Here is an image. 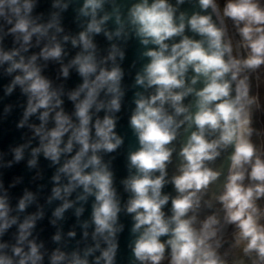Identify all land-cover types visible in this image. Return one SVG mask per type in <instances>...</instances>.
<instances>
[{"label": "clouds", "instance_id": "clouds-1", "mask_svg": "<svg viewBox=\"0 0 264 264\" xmlns=\"http://www.w3.org/2000/svg\"><path fill=\"white\" fill-rule=\"evenodd\" d=\"M5 0H0L2 8ZM12 13L17 17V21L10 29L13 33L23 34V41L27 44L33 34H45L47 27L42 25L32 26L28 19L33 4L31 0H8ZM104 0H85L81 14L91 16V21L87 25L85 32L79 35V43L83 45L86 55H78L72 62L78 65L79 73L85 77L84 83L79 91L72 94V99H76L81 92H86L85 98L77 104V113L80 124L75 127L72 136L66 146L61 149L62 136L74 126L69 117L62 112L56 114L55 120L57 127L41 136L42 146L35 149L33 155L43 151L44 155L53 162H58L61 152H71L73 141L81 145L79 152L60 169L61 172L70 177L71 183L63 191L70 193L77 185H82L86 192L91 193L96 190V200L98 206L95 209L94 221L96 224V233L103 235L105 232L109 236L114 235L113 224L119 211L114 201V191L111 188V173L106 166L102 165L101 158L96 154L100 150L107 152L113 151L122 143L121 139L113 131L115 124L111 117H105L101 122L96 121L95 129L96 142H90L89 122L91 116L90 109L96 103L99 91L107 88L110 93L116 95L108 105L109 110L118 111L120 108L119 97L122 95L119 88V82L122 72L119 67H114L111 71L101 70L94 80L88 77L97 71L93 52L95 45L89 38L90 33L101 32L102 24L108 19L105 15L97 20V12L102 9ZM202 8L212 7L216 11L215 0H200ZM23 11V15H22ZM2 14V13H0ZM224 15L230 17L238 24L245 22V26L240 29L242 36L249 41L252 55L243 60H236L231 57V44L225 43V35L221 28H218L210 16L193 15L188 23L191 29L202 36L207 37L208 47L205 48L201 41H193L185 37L181 43L175 44L171 48V54L165 55L168 45L165 42L170 37L183 33L185 24L183 14L181 22L177 25L174 22V12L166 0H156L151 6H148L147 0L144 3L135 5L130 11V20L136 26L137 35L142 38V43L148 44L150 41L159 45V50H151L145 53L151 57L152 61L145 69V75L137 78V83L150 87L157 85V94L150 99L137 101V111L131 119L132 127L139 134V141L142 145L140 151L131 155V164L139 172L143 173L141 177L130 181L131 191L135 193L128 208L129 212H136V229L142 225H147L141 238L137 241L134 252L140 260H151L153 264H158L165 251V245L160 242L161 235L172 233V238L168 241L172 249L173 264H222L216 251L209 241L216 236L219 221L215 216H209L202 227L197 230L193 227L195 216L185 218L190 211H195L200 205V195L206 190L209 184L217 179L219 173L205 167V161L214 160L220 153L219 149L227 148L230 145L235 146V151L231 157L232 174L228 177L226 191L219 197L227 210L226 220L228 223L235 224L239 229L237 243L246 241L243 248L245 254L256 253L259 260L264 262V226L258 224L257 209L254 204V198L264 195V162L258 158L252 165L250 177L259 183L256 186L245 188L242 185L244 173L239 169L252 161L255 155V149L249 142L248 136L251 135L249 127L250 119L247 106L253 103L249 98V89L244 79L238 80L242 69H255L264 64V34L252 39L253 24H264V10L260 9L253 0H235L229 2ZM119 23V17H117ZM11 23V21H9ZM59 30V29H58ZM256 31H261L256 29ZM118 30L116 35H119ZM67 40V37H65ZM111 39V35H109ZM72 43L77 44L73 39ZM62 49L59 44L52 48H45L42 55L45 59L61 57ZM226 54L228 59H225ZM18 55V51L0 54V61H12L8 72L11 73L17 69L22 70L23 75H17L13 81V86L19 84L23 90L30 94L29 107L25 113L27 117L35 113L38 109H49L52 105L53 97L56 93L50 91L49 82L40 75V69L35 66L36 56H33L27 63L21 57L19 61L13 58ZM121 56L123 54L121 53ZM112 58H115L113 54ZM189 66L194 68L197 76L192 79V84L197 82L201 76L205 79V87L196 92V105L198 111L193 116L188 108L182 106L181 101L184 96L193 91L191 87L183 91L176 92L174 89H183L185 85L184 74ZM68 72L65 68L64 75ZM230 74V79L228 78ZM233 96L232 82L237 81ZM9 92L12 91L10 87ZM33 101H35L33 103ZM159 101V106H156ZM165 102H170L175 109L176 115L188 113L184 120L177 123L172 115H167L163 109ZM60 101L57 99L55 105ZM97 110L104 107L103 102L96 105ZM49 112L46 110L41 115V120L47 121ZM185 121L189 126L195 124L197 131L192 132L187 145L183 148L180 155L185 163L182 165V174L175 178L174 183L177 191L181 194L173 200V213L171 222L175 227L170 228V223L166 221L161 212V206L165 204L168 197H160V190L163 184V175L152 179L150 173L154 170H160L163 173L166 162L169 161L171 150L166 147L177 135V129ZM23 126V121L21 122ZM219 132L216 139L209 140L206 133ZM41 128H36V133L40 134ZM43 141H47L43 143ZM114 141V142H113ZM91 151L92 155L88 156ZM22 149H16L15 158H22ZM87 157V159H86ZM36 163L35 159L29 161L30 165ZM92 168L90 173L85 169ZM55 179H59L57 176ZM54 196H61V189L55 188ZM31 194L25 196L19 203V208L23 210L26 201L31 199ZM70 207V203H64L62 207L55 212L57 217L61 216L65 209ZM143 209V211H137ZM8 209L4 200L0 199V219L4 223L0 224V233L9 227L11 222L6 219ZM34 220L28 219L20 225L19 243H23L33 227ZM74 235V233H70ZM57 235L55 239L59 240ZM108 240V236L104 237ZM218 246V245H217ZM5 247L0 245V248ZM99 247V245H97ZM89 252L92 249L88 250ZM13 255L20 257L18 264H38L42 259L39 247L35 242H30L27 253L22 247H14ZM115 256V245L109 241V247L103 251L102 257L106 264H112ZM53 264L56 261L64 259V254H54ZM0 264H13L11 258L0 256ZM73 264H88L86 259H80L78 256Z\"/></svg>", "mask_w": 264, "mask_h": 264}, {"label": "water", "instance_id": "water-1", "mask_svg": "<svg viewBox=\"0 0 264 264\" xmlns=\"http://www.w3.org/2000/svg\"><path fill=\"white\" fill-rule=\"evenodd\" d=\"M20 2L22 4L23 0ZM31 2L33 8L28 14V19L32 26L47 27L52 24V27L48 28L45 34H33L31 40L25 44L23 34L10 31L16 23L17 17L12 13L8 0H5L0 8V13H2L0 14V54L18 51V55L13 59L19 61L23 57L25 63L36 56L35 66L40 69V75L49 82L50 91L56 93L52 105H55L57 99L60 103L54 107L50 105L49 109L40 108L25 120L30 94L26 93L23 86L19 84L13 86L15 77L23 75V72L17 69L9 73L8 68L12 61H0V199L4 200L8 209L6 219L10 222L15 220V223H10L9 227L0 233V245L5 246L0 248V256L11 258L13 264H18L20 257L13 255V248L22 247L23 251L27 253L30 242H35L42 256L38 264H53V255L59 253L64 254V259L56 261V264H73L77 256L80 259H86L88 264H106L105 259L97 260V258L102 257V253L109 247L110 241L115 245L112 264H149L152 262L150 259L142 261L136 257L134 252L137 241L148 226L142 225L136 229L137 220L135 217L137 213L128 211L131 201L135 199V193L130 188V181L143 175L131 164L130 160L131 155L142 148L139 134L132 127L131 119L136 114L137 101L141 98L150 99L157 94L159 87L157 85L148 87L146 86L147 81L144 85L137 83V78L145 75V69L152 61V58L146 56L145 53L159 50V45L151 41L148 44L142 43V38L137 35L136 26L130 20L131 9L135 5L144 3V0H104L103 7L98 10L96 18L99 20L107 15L108 19L102 24L101 32L89 34L95 48L88 51L93 52L97 71L88 79L94 80L101 70L111 71L114 67H119L122 72L119 82L122 93L119 97V110H109L108 105L116 94L108 92L105 87L99 91L96 103L90 109L91 119L88 125L90 142H96L98 139L95 129L96 121L102 122L105 117H111L115 124L113 131L122 141L111 152L100 150L96 153L101 158L102 165L106 166L111 173V188L115 193L114 201L119 209L113 224L115 233L111 236L107 232L103 235L96 233L94 213L98 201L95 189L89 193L82 185H77L70 193L63 191L71 181L70 177L60 169L79 152L81 145L73 141L71 152L62 151L58 162L47 158L43 151L33 155L34 150L42 146L41 136L57 127L55 117L58 112L69 117L74 126L62 136L59 146L61 149L66 148L74 128L80 124L79 117L76 115L77 104L85 98L87 90L81 92L75 100L72 99V94L79 91L85 80V77L78 71V65L72 62L78 55L87 54L83 45L79 43V35L86 31L92 18L81 14L85 0H31ZM155 2L156 0H147L148 6ZM166 2L173 9L174 22L177 25L181 22V14H183L185 28L183 33L165 40L164 43L168 45L165 55L171 54L172 46L181 43L185 37L193 41H201L207 48V37L193 31L188 23L193 15H207L211 17V21L218 28L224 31L223 41L231 44V57L234 58L233 46L217 6L214 11L212 7L202 8L200 0H166ZM117 17H119V23ZM118 30L120 34L116 35ZM109 35H111V39H109ZM73 39L77 40L76 45L72 43ZM56 44L61 46V57L45 59L42 55L43 50L52 48ZM113 54L115 55L114 59L112 58ZM228 58L226 54L225 59ZM247 58L248 55L245 53V59ZM65 68L68 72L67 76L64 75ZM196 76L194 68L189 66L183 77L184 88L174 89L176 92L189 87L193 89L181 101L182 106L188 108L193 116L198 111L196 105L198 98L195 93L206 84L202 76L197 79L195 84H192V79ZM228 78L230 79V74ZM237 82L238 80L232 82L233 96ZM252 84L255 90L256 80L254 78ZM10 87L12 88L11 92L8 91ZM254 99L256 102V92H254ZM101 102L104 107L97 110L96 105ZM256 104L258 105V103ZM156 106H159V101ZM163 109L167 115H172L177 123L184 120L185 115L188 114L176 115L170 102H165ZM46 110L49 115L45 122L41 120V115ZM255 116L254 135L257 139V148L260 151L262 124L259 119V111ZM22 121L23 126H21ZM41 127L42 132L37 134L36 128ZM197 130L195 124L189 126L188 121L181 124L176 130L177 135L174 140L166 145L171 150V156L166 162L163 173L160 170L150 173L152 179L163 175L160 197L167 196L168 200L161 206V212L164 219L170 223V228L175 227V224L171 222L174 215L172 202L181 195L174 183L175 178L182 174V165L185 163L180 153L187 145L192 132ZM218 136L219 132L209 131L206 133V138L209 140L216 139ZM46 142L43 141V143ZM16 149H22L23 155L20 160L15 158ZM234 151L235 146L230 145L227 148L219 149L220 154L214 160L205 161V167L217 171L219 176L209 184L206 190L198 194L200 195L199 207L195 211H190L185 217L195 216L193 227L197 230L202 227L203 222L209 216L217 218L219 221L215 226L217 234L209 241L212 245L219 243V236L226 222L227 210L219 197L226 191L228 177L233 172L231 157ZM91 155L90 151L88 156ZM33 159L36 163L30 165L29 161ZM91 171V167L85 169L86 173ZM57 176H59L58 180L55 179ZM57 187L61 189L60 197L54 196L53 190ZM29 193L32 198L26 201L25 208L21 210L19 203ZM66 202L70 203V207L57 217L56 210ZM137 211H143V209ZM30 218L34 220L33 227L28 230L30 234L21 244L19 243L20 225ZM262 220H264V212L259 217L258 223ZM3 223L4 219H0V224ZM70 233H74V235H70ZM57 235L60 237L59 240L55 239ZM105 236L109 237L108 240H105ZM171 238V231L159 237L160 242L165 245L162 258L172 259L171 245L168 244ZM89 249L92 251L89 252Z\"/></svg>", "mask_w": 264, "mask_h": 264}, {"label": "rangeland", "instance_id": "rangeland-1", "mask_svg": "<svg viewBox=\"0 0 264 264\" xmlns=\"http://www.w3.org/2000/svg\"><path fill=\"white\" fill-rule=\"evenodd\" d=\"M229 2H235V0H215V4L223 19L227 35L233 46L234 59L240 60V56H239L240 54H239L238 44H237L238 40H241V42L243 43L244 49L247 52L249 57L252 55V52H251V48L248 46L249 41H247L242 36L241 31H240V29L245 26V22H240L238 24L236 21H234L230 17H227L224 15V9ZM253 3H255L260 9L264 10V0H253ZM251 27L253 29L252 39H256L258 36L264 34V24H253L251 25ZM256 29H260L261 31L258 32L256 31ZM252 71H253V75H255V80H256L258 111L260 113L259 119L262 124V133H261V141H262L261 148L262 149H261L258 159L261 162H264V64H261L260 66L256 67ZM239 78H242V73H240ZM251 94L253 96V90H251ZM255 140H256V137H255ZM253 147L255 149V155H256V153L258 152L257 143ZM240 171L244 173V177H245L244 180L241 182L243 187L245 188L253 187L254 188L256 184L253 182V180L250 177V171L248 167L244 165L243 170H240ZM261 201H262L261 196L258 198H254V204L257 209V213H259L262 210ZM149 264H153V262ZM158 264H173V260L163 258L158 262Z\"/></svg>", "mask_w": 264, "mask_h": 264}, {"label": "flooded vegetation", "instance_id": "flooded-vegetation-1", "mask_svg": "<svg viewBox=\"0 0 264 264\" xmlns=\"http://www.w3.org/2000/svg\"><path fill=\"white\" fill-rule=\"evenodd\" d=\"M256 158H257V153H256ZM261 204H262L261 205L262 210L259 213H257V217L264 210V202L261 201ZM227 224L229 225L228 234L221 237V243L212 245L218 257L222 261V264H264V262L259 260L256 253H251V254L244 253L243 248L246 245V241H241L238 244L237 243L238 237L235 238L234 240H231V236L233 233L230 232L232 231L235 232L236 230L239 231V229L235 224L228 222ZM259 225L264 226V222L259 223ZM165 259H171V258H165Z\"/></svg>", "mask_w": 264, "mask_h": 264}, {"label": "bare ground", "instance_id": "bare-ground-1", "mask_svg": "<svg viewBox=\"0 0 264 264\" xmlns=\"http://www.w3.org/2000/svg\"><path fill=\"white\" fill-rule=\"evenodd\" d=\"M237 44H238V50H239V54H240L239 55L240 61H243V60H245V53H246L245 49H244V45L241 42V40H238ZM241 73H242V78H239V76H238V80H240V79L245 80V83L247 84L248 89H249V98L253 100V103L251 105L247 106V110L249 113V119H250L249 127L251 128V135L248 136L247 138H248L249 142L253 146H255L257 143V139L255 140V135H254L255 134L254 129H255V123H256V116L255 115H257V112H258V105L256 104L257 102H255V100H254V96H252V94H251V90L253 88L252 80H253V78L255 79V75H253L252 69H248V68L242 69ZM256 159L257 158L255 155V156H253L252 161L250 163L245 164V166L248 167L250 172H251L252 165L255 164ZM239 170H243V168H241ZM253 182L255 184L259 183L258 181H254V180H253ZM261 198H262V201L264 202V195H261ZM263 212H264V210H263ZM262 213L258 216V219L262 215ZM261 222H264V220L260 221L259 223H261ZM228 229H229V225L227 224V220H226L224 227H223V230L219 236V243H221V237L228 234ZM230 233H233L231 236V240H234L235 238L238 237L237 234L239 233V231L236 230L235 232L232 231Z\"/></svg>", "mask_w": 264, "mask_h": 264}]
</instances>
